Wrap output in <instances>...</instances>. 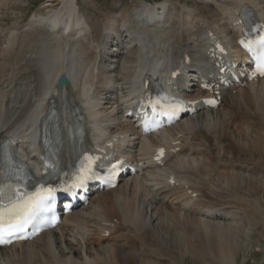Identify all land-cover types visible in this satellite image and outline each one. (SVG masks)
Returning <instances> with one entry per match:
<instances>
[{
    "label": "bare ground",
    "instance_id": "6f19581e",
    "mask_svg": "<svg viewBox=\"0 0 264 264\" xmlns=\"http://www.w3.org/2000/svg\"><path fill=\"white\" fill-rule=\"evenodd\" d=\"M177 1L175 9L169 5L167 10V2L147 8L138 0L129 10L126 3L117 1L99 30L77 0H61V7L45 3V16L34 19L17 35L0 37V132L11 131L37 115L43 88L51 84L52 64L62 53L65 60L57 78L77 73L67 87L66 104L78 99L92 109V116L107 124L101 135L120 138L125 135L123 130L134 128L122 119L120 105L112 110L109 104L133 92L147 71L145 60L151 58L157 64L159 70L153 73L164 72L161 67L172 71L179 66L181 55L189 54L196 62L200 55L194 49H202L200 38L206 28L232 36L229 12L242 3H253L264 13V0H186L184 5ZM11 2L0 0V10L8 9ZM66 21L72 27L69 34ZM45 44L49 50L45 51ZM108 52L113 59L110 63L104 58ZM60 90L54 88L52 95ZM222 110L182 121L163 137L137 144L135 150L145 156L156 144L182 134V150L169 161L166 178L173 176L174 188L178 185L184 196L188 190L198 192L204 211L223 210L231 223L224 224L221 218L208 220L204 211H184L173 202L166 204L174 188L166 184L162 172L147 170L145 178L124 180L117 189L95 197L87 209L66 218L63 230L59 227L33 243L16 245L17 250L1 251L0 264H186L191 258L236 263L243 250L240 237L245 229L240 226L244 221L248 220L252 230L264 229L260 196L264 185V81L249 84L235 95L225 93ZM246 117L251 120L247 122ZM118 141L126 146L137 142L135 138ZM68 225L70 232H64ZM105 231L109 233L107 246L101 241ZM119 234L131 237L123 245L110 242Z\"/></svg>",
    "mask_w": 264,
    "mask_h": 264
},
{
    "label": "rangeland",
    "instance_id": "374dc122",
    "mask_svg": "<svg viewBox=\"0 0 264 264\" xmlns=\"http://www.w3.org/2000/svg\"><path fill=\"white\" fill-rule=\"evenodd\" d=\"M80 9L84 14L91 18V22L95 25L99 30L101 26L106 22V15L110 11L111 4L116 0H78ZM136 0H124L128 7H131ZM151 2H161V1H169V0H148ZM186 0H182L185 3ZM47 2H53L54 7H61L59 3L61 0H12V5H9L8 9L0 10V37L1 36H10V33H15L16 35L20 33L22 28L27 25L30 19L33 16L41 15L42 6ZM55 9V8H54ZM46 15V14H45ZM2 27V28H1ZM12 31V32H11ZM103 30H101L102 32ZM17 32V33H16ZM100 32V33H101ZM4 37L2 41H4ZM35 38V35H33ZM2 38V37H1ZM29 40V39H28ZM34 40V39H33ZM31 40H29V43ZM41 41V39L39 40ZM34 42V41H33ZM37 44H42L36 40ZM28 43V41H26ZM33 44V43H31ZM44 45V44H43ZM39 46V45H38ZM41 46V45H40ZM46 50L47 45L45 44ZM175 49V48H174ZM46 65V60L42 62V68ZM48 65V60H47ZM44 69H41V71ZM223 183L225 181H222ZM261 200L264 203V185H262V193L260 194ZM251 198H249L250 200ZM264 205V204H263ZM246 221V222H245ZM243 226H240L241 229H245L242 231L240 240H242L243 250L238 253L237 261L234 264H264V229L263 228H253L248 225V220H245ZM170 222V221H168ZM241 224V222H240ZM157 225V223H156ZM155 225V226H156ZM158 230L162 236H165L162 231L161 225H158ZM247 227V228H246ZM251 228V229H250ZM256 234V235H254ZM108 254V253H107ZM210 259V257H208ZM170 263V262H169ZM166 263V264H169ZM171 264V263H170ZM175 264V263H173ZM186 264H233V263H221L215 262L211 260H203V259H190L186 262Z\"/></svg>",
    "mask_w": 264,
    "mask_h": 264
},
{
    "label": "snow or ice",
    "instance_id": "6c2138e0",
    "mask_svg": "<svg viewBox=\"0 0 264 264\" xmlns=\"http://www.w3.org/2000/svg\"><path fill=\"white\" fill-rule=\"evenodd\" d=\"M260 72L264 75V64L259 66ZM47 167V165H46ZM86 178V177H84ZM82 178V179H84ZM55 189H39L36 193L28 195L25 193L27 199L18 196V200L12 203L8 209V235H17L18 237L23 234L27 225L31 224L37 218V214L46 211L51 206V201L54 199ZM11 201V198H9ZM22 201V202H21ZM2 218V216H0ZM4 238L3 229H0V241Z\"/></svg>",
    "mask_w": 264,
    "mask_h": 264
},
{
    "label": "water",
    "instance_id": "95a60500",
    "mask_svg": "<svg viewBox=\"0 0 264 264\" xmlns=\"http://www.w3.org/2000/svg\"><path fill=\"white\" fill-rule=\"evenodd\" d=\"M65 83H67V80H65Z\"/></svg>",
    "mask_w": 264,
    "mask_h": 264
}]
</instances>
